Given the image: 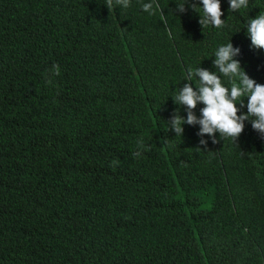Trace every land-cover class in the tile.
I'll use <instances>...</instances> for the list:
<instances>
[{
	"label": "trees",
	"instance_id": "16d2710c",
	"mask_svg": "<svg viewBox=\"0 0 264 264\" xmlns=\"http://www.w3.org/2000/svg\"><path fill=\"white\" fill-rule=\"evenodd\" d=\"M150 2L0 0V264H264V139L246 121L205 147L199 125L168 123L222 45L264 84L246 33L264 0H221V29Z\"/></svg>",
	"mask_w": 264,
	"mask_h": 264
},
{
	"label": "clouds",
	"instance_id": "9594fccd",
	"mask_svg": "<svg viewBox=\"0 0 264 264\" xmlns=\"http://www.w3.org/2000/svg\"><path fill=\"white\" fill-rule=\"evenodd\" d=\"M109 10L113 8V0H106ZM188 4L193 11L202 8L203 14L200 15L199 23L202 27L212 25L217 29L226 26L224 15L221 9V0H199L198 3L190 0H183L182 3H176V10L184 13ZM115 5L123 8L131 6V0H115ZM202 5V6H201ZM249 0H229V9L233 12L239 11L241 8H247ZM142 10L149 15H155L159 10L163 15V9L160 8L156 0L150 3H143ZM247 36L251 40V45L256 49H264V13L251 18L246 28ZM240 54V49L234 47L230 42L220 46L215 52L213 65L217 71H209L208 69L198 67L195 70L189 68L183 87L173 97L177 105L183 106L186 110V118L176 113L168 121L169 129L175 132L176 136L183 135V125L190 126L199 125L198 136L202 137L200 144L207 146V141L203 139L205 135L216 143V134L219 133L221 138H232L234 142L238 141L244 131L245 122L251 123L262 139H264V84L258 83L255 79L250 78L246 71L242 68L241 63L236 57ZM59 76L60 66L54 64L51 69L47 70L46 82L52 83L48 75ZM222 77H227L231 86H226L223 83ZM197 81L193 87V81ZM246 98V104L245 100ZM198 104L204 106L200 108L199 116L195 109ZM239 105V107H238ZM247 109L243 112L242 109ZM138 148L143 149V140L137 141ZM134 156L139 157L140 152L134 153ZM119 161H112L115 166Z\"/></svg>",
	"mask_w": 264,
	"mask_h": 264
}]
</instances>
